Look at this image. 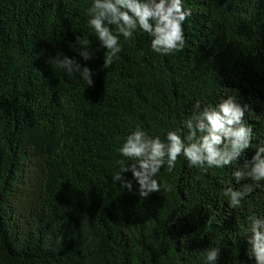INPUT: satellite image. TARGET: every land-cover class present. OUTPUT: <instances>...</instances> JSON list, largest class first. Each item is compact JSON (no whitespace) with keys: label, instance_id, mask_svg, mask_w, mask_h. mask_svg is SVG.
Returning <instances> with one entry per match:
<instances>
[{"label":"trees","instance_id":"obj_1","mask_svg":"<svg viewBox=\"0 0 264 264\" xmlns=\"http://www.w3.org/2000/svg\"><path fill=\"white\" fill-rule=\"evenodd\" d=\"M94 0H0V264H256L245 237L264 215V187L233 172L264 144V0H183L181 51L161 55L137 29L103 67L106 49L89 24ZM114 29V26H110ZM81 38L93 59L78 55ZM89 67L94 86L48 60ZM231 96L251 105V147L224 168L202 171L181 155L143 199L112 177L119 151L140 128L182 138L194 105ZM264 184V182H261ZM253 191L232 209L225 188Z\"/></svg>","mask_w":264,"mask_h":264},{"label":"clouds","instance_id":"obj_2","mask_svg":"<svg viewBox=\"0 0 264 264\" xmlns=\"http://www.w3.org/2000/svg\"><path fill=\"white\" fill-rule=\"evenodd\" d=\"M89 24L95 30L98 40L106 49L103 67L108 69L122 48L120 36L131 40L139 28L152 37L154 52L166 55L183 50L185 36L183 23L191 15V9H184L183 0H94L88 9ZM110 26H114V29ZM78 55L83 60L93 59L87 50L88 41L81 38ZM57 67L70 75H79L86 87L94 86L93 71L75 58L59 55L50 56ZM251 105L236 102L231 96L216 106H203L200 101L194 105L191 116L184 122L183 138L178 131H169L166 141L153 137L140 128L127 136L121 155L136 163L130 166L120 160V171L112 177L113 183L132 191L133 184L123 173L131 172L138 183V194L147 199L150 194L161 191L157 176L162 167L171 172L179 156H183L191 166L207 171L208 168H224L249 149L253 140V128L245 122V115ZM237 183L252 180L257 187H264V144L256 148L251 161L245 160L243 167L233 172ZM253 191L252 186L243 185L240 189L225 188L232 209L241 207L242 201ZM245 237L250 245L249 258L256 264H264V215H253ZM220 249L207 251V264H215Z\"/></svg>","mask_w":264,"mask_h":264}]
</instances>
